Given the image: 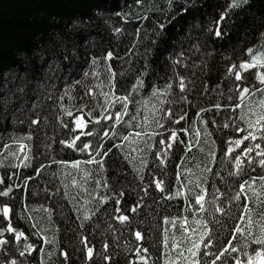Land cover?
Returning <instances> with one entry per match:
<instances>
[{"label": "trees", "instance_id": "16d2710c", "mask_svg": "<svg viewBox=\"0 0 264 264\" xmlns=\"http://www.w3.org/2000/svg\"><path fill=\"white\" fill-rule=\"evenodd\" d=\"M229 3L230 0H172L169 6L168 0H0V179L4 181L0 189L13 188L8 197H0V204L11 206L13 226L27 237L18 244L13 240L0 245V264H12L13 260L17 264H64L62 252L69 254L67 264H143L137 259V248L147 264H164L165 252L176 254L171 248L173 235L177 242L182 235L191 236V229L197 227L194 219L209 222L212 253L218 255V248L222 251L230 247L229 241L238 249L225 254L216 264L224 260L235 264L234 257L246 260L239 250L243 241L248 240L250 252L257 246L248 231L241 235L235 233V228L248 229L250 215L254 222L251 232L259 235V227L264 224L259 213L264 212V204L253 198L248 201L252 212L244 214L241 201L232 197L245 181L258 189L264 168L245 164V173L236 174L233 154L227 151L228 142L243 135L234 131V122L241 128L245 126L237 120L239 109L233 114L229 107L233 103L228 99L233 95L229 89L240 82L228 76L227 69L234 62L248 59L246 50L264 40V0H241L239 8L228 11L220 24L222 35L217 37L214 23ZM116 28L120 32H115ZM107 51L114 53L113 59L101 60L99 67L91 65L93 56L100 57ZM107 64L116 74V88L108 85ZM85 72L89 73L87 77ZM138 78L144 85L134 91L132 85ZM181 78L185 84L183 93L179 88ZM167 84L172 88L169 94L160 96L164 101L161 105L152 96V89L162 91ZM85 85L91 89L90 95ZM66 91L69 95H64ZM113 92L116 96H131L128 113L119 123L114 112L120 109V101L114 100L115 106L108 107L105 115L109 119L101 115L103 93L112 98ZM181 96H186L187 101L180 100ZM259 98L250 97L247 103L251 105ZM217 103L220 109L214 107ZM61 104L72 110L73 117L83 115L86 122L92 110L100 124L86 123L84 129L72 132L73 117L62 113ZM153 106L171 109L176 113L174 119L186 112L185 119L176 124L168 120L164 111H158L155 118L164 117V127L160 128L153 119ZM80 108L82 112L77 111ZM201 108L206 111L201 112ZM34 119L39 123L32 124ZM61 120L69 122V127L65 128ZM225 124L229 127L225 128ZM169 128L177 131L190 150L172 140L168 141L171 149L157 143L170 135ZM92 129L99 135H81L76 142L80 146L81 141L90 143L83 153L59 143ZM103 130H107L108 138L102 139ZM137 132L142 136L136 137ZM29 135L31 139H27ZM19 143L27 147L20 150ZM100 144L111 148L108 156L98 155V151H104ZM261 146L264 148V141ZM134 148L142 151H133ZM239 152L235 148V153ZM210 153L215 154L214 158ZM125 154L132 158L131 162L124 158ZM251 156L259 160L255 151ZM92 158L105 162L103 172L96 163H86ZM73 160L81 162L79 169L72 167ZM133 167L140 170L139 175ZM85 173L90 175L85 178ZM150 178L163 180L168 190L161 192L154 183L149 185ZM105 182L109 187H104ZM113 188L124 195L117 197ZM201 188L206 192L203 211L195 205ZM178 190L183 195L175 196ZM103 196L109 200L101 202ZM116 198L121 200V212L129 216L126 222L116 219L121 214L114 212ZM260 199L264 200V196ZM133 207L135 212L131 211ZM216 208L224 211L217 212ZM242 214L243 220L239 218ZM184 218L187 233L181 229ZM136 231L142 234L139 241ZM85 237L94 248L92 261L87 260L81 243ZM8 238L7 233L0 236ZM25 243L33 244L36 250L21 256ZM105 243L109 245L110 262L102 259ZM182 246L186 247L187 241ZM201 259L211 264L214 257Z\"/></svg>", "mask_w": 264, "mask_h": 264}, {"label": "snow or ice", "instance_id": "6c2138e0", "mask_svg": "<svg viewBox=\"0 0 264 264\" xmlns=\"http://www.w3.org/2000/svg\"><path fill=\"white\" fill-rule=\"evenodd\" d=\"M137 3L140 2V0H136ZM244 2H247V0H244ZM172 0H168L169 6H171ZM241 6V0H230V3L225 8L224 12L221 13L219 20L217 21V28H216V36L220 37L222 35L220 24L225 20V17L228 14V11L230 9L239 8ZM117 15H120L117 13ZM78 23V22H74ZM107 23V21H105ZM161 28L164 27V25H160ZM115 32H120L119 28L115 29ZM264 36V33L261 34ZM248 59H241L238 63H232L228 69H227V75L228 76H234L235 81H238L240 83L234 84L233 88L229 89L230 93H233V95L229 96V100L233 101L229 107L232 108L233 114H235L236 110L239 109V115L237 117V120L239 122H242L245 126L241 128L239 126V123L234 122V131L243 133V135L240 138L232 139L228 142V153L233 154V161H234V167L237 170L236 174H244L245 168L244 165L247 164L249 167H252L254 164H258L261 168H264V148L261 146V141H264V40H262L257 46L253 48H248L246 50ZM114 57V53L112 51H107L106 53L102 54L100 57L93 56L91 60V65H95L97 67L100 66L101 60H111ZM174 63H179V61H174ZM255 70L254 72H251L250 70ZM105 72L107 73L106 79L108 80V85L111 88H116V84L114 83L115 78V72L113 71L112 65L107 64L105 65ZM242 73H248L247 75H242ZM89 75L88 72L84 73V76L87 77ZM93 75L99 76L100 74L98 72H94ZM251 77V78H250ZM75 83L79 84L81 81H75ZM144 81L141 79H137L136 83L132 85L133 90H137L138 87H143ZM103 86V83L100 85ZM87 88L86 94H91V89L88 88L87 85H85ZM172 88L171 84H167L166 87L161 91L160 89L153 88L152 89V96L157 98L159 100L160 104L163 105L164 101L160 99L161 95H167L169 94V90ZM179 88L181 93L185 91V84L183 82V78H181V81L179 83ZM64 95H69V93L66 91ZM105 97V104L101 105V107L104 109V112H101V115L104 117L105 120L109 119L110 117L105 115V112L107 111L108 107H114V100L120 101V109L116 110L114 112V116L116 119V123H119L122 119L123 115H126L128 113V104L131 102V96L130 95H123V96H116L113 92L111 94L112 98L109 97V93H103ZM259 95V99L255 101L253 104L249 105L247 103V100L250 97ZM235 97V99H234ZM64 96H61L60 99L63 100ZM72 97H70L71 99ZM51 99V97H49ZM180 100L187 101L186 96H181ZM5 103H7V100H5ZM62 109V113L68 117H73V112L71 109L65 107L63 104L60 105ZM84 107H87V105H84ZM214 107L216 109H220L221 105L219 103L215 104ZM78 112H82V108L77 109ZM158 111H164L167 115V118L169 121L179 124L180 121L185 119L186 112L183 115L179 116V119H174L176 113L172 112L171 109H156L155 106H153V119L156 125L160 128L164 127V124L161 123V120L164 119L163 116H161L159 119L155 118V113ZM201 112L206 111L205 109L201 108ZM91 119L86 122L83 115H77L73 117V122L75 124V128L71 129L72 132H75L76 129H84L86 127V123H94V124H100V120L92 116V110H89L87 113ZM59 118V117H58ZM135 119V117H133ZM215 121H213L214 123ZM32 124H38L39 120L34 119L31 121ZM148 119L145 118V124L147 125ZM61 124L65 127H69V122H65L61 120ZM225 128L229 127L228 124L224 125ZM168 131L170 132L169 136H166L162 139H159L157 141L158 144L165 145L167 148L171 149L172 144L168 143L169 140L174 141L177 146L179 145H185V148H189V145L185 144V141H183L178 135L177 131L174 129L169 128ZM181 132H184L185 129L183 127L180 128ZM93 136V135H99V132L96 129L89 130L87 132H81L79 135H75L73 138L69 140H60L59 143L66 145L69 148H73L76 151H79L83 153L86 149H89L90 143L81 141V145H77V141L80 140V136ZM196 135H199V132H196ZM136 137H141L142 133L137 132L135 133ZM108 138V132L107 130H103V137ZM27 139H31V135L27 137ZM124 140H129V137H124ZM250 141V142H249ZM198 142V141H197ZM249 142V143H245ZM255 142V143H252ZM132 143H137V141L133 140ZM213 143H215L213 141ZM244 145L241 147V145ZM4 147H8L7 144L4 145ZM27 146L23 143H19L20 150H23ZM149 148L152 147V145H148ZM99 148H104L103 152L98 151V155L101 156H108L109 152L111 151V148H105L103 144L99 145ZM235 148H239L240 152L235 153ZM133 151H142L141 149H132ZM190 150V148H189ZM255 151L256 157H259V160L257 161L255 158L251 156V153ZM11 155L15 156V153H11ZM210 155L214 158V153H210ZM157 156H159V153H157ZM242 157H244L242 159ZM27 158V157H26ZM126 160H129L131 162V157L128 154H125L124 157ZM164 161L161 160V163ZM62 163L67 164V161H62ZM79 160H73L72 161V167L79 169L80 165ZM87 164H93L96 163L99 165V170L101 172L104 171V161H98L94 158L88 159L86 161ZM142 164H144V161H141ZM2 166V165H0ZM15 167L16 165H12ZM133 170L137 172L139 175L140 170L133 167ZM208 170V169H206ZM254 170V169H253ZM38 171V170H37ZM90 175L89 173H85V178ZM30 178V177H29ZM179 179V177H177ZM253 180L255 178H252ZM141 182H143L144 178L143 176H140ZM260 185L257 189L256 187H253L252 184L249 183V181H245L244 183L239 184V192L236 193L232 199L241 201L240 207L243 208L244 214H249L252 212V209L249 207L248 201L255 198L256 202L258 204H264V200H261L260 197L264 196V175L259 177ZM4 181L0 179V184H3ZM155 184V188L160 190L161 192L166 191L168 189H165L163 187L164 181L163 180H153L149 179L148 184ZM72 184L75 186L77 184V181L75 178L72 180ZM97 187L100 186V181L96 182ZM197 187H200L199 184L196 185ZM104 187H109L108 183H104ZM13 188L12 186H6L4 189H0V197H8L10 193H12ZM112 191L116 193L117 197H121L124 195L123 191H118L117 189L113 188ZM249 192L251 193V196L249 195ZM147 194V193H145ZM183 193L178 190L175 193V196H181ZM205 189L201 188L200 192L196 194L195 196V205H198L200 210H204L205 206ZM108 196L101 197V202L108 201ZM114 205V212L115 213H121L116 217L120 222H126L129 220V216L123 214L121 212V207L119 205L121 204V200L119 198L114 199L113 201ZM139 204H137V207ZM99 210V209H98ZM13 209L8 203H2L0 204V213H2L3 220L0 221V224L7 222L4 224L3 228H0V236H3L4 233L9 234L8 239H0V245H8L12 243L14 240L17 244L21 241V238L25 236V233L23 231H20L18 228L13 226V223L10 219V213H12ZM131 211L135 212L136 208L133 207ZM215 211L222 212L224 211L222 208H216ZM242 214L239 218L241 220L245 219V215ZM260 219L264 221V212L259 213ZM87 213H85V219H88ZM176 218H172V223L175 225ZM168 218H165V223H168ZM187 222V218H184L181 221V229L182 233L189 232V228L185 226ZM218 222V221H217ZM193 223L197 226L196 228L191 229L192 235L191 236H183L181 238L180 242H177L176 237L173 235L172 237V244L171 248L176 251L175 256H172L171 253L165 252L164 253V264H209L207 260H202L201 257H208L209 255H212L214 259L211 261V264H216V261L221 260L222 257L225 256V254L231 252L236 253L238 251L237 247L231 246V241L227 242L230 247H224L221 251L219 248L217 251L219 254L211 252V247L213 246L212 241V230L209 227V222L205 221L203 219H194ZM247 224L249 225V228L246 230H242L239 226L235 228V233L243 235L244 231H248L249 236L253 237L254 244L257 246L253 249L252 252L248 251L249 243L248 240L245 239L243 243L240 245V251L243 253V256L246 258L241 259L239 257H234L235 264H264V224L260 225L259 227V235H254L251 232V227L254 226V222L251 219V216L249 215L247 219ZM83 226V225H81ZM35 227V225H33ZM136 240L142 239V234L140 231L135 232ZM184 241H187V246L183 247ZM45 243H50L47 239H45ZM81 243L84 244V252L86 255V258L88 261H92L94 257V248L92 246H89L87 242V238L85 237L84 240L81 241ZM164 246L167 249L168 248V236L165 235L164 238ZM203 246V247H202ZM24 251L20 252L21 256L25 255V252H28L31 254L33 251H35V247L33 244L25 243L23 245ZM109 245L103 244L104 252L101 254L102 259L104 261L110 262L112 257L107 254V249ZM39 251H43V249H39ZM140 248L136 249L137 252V259L143 264H147V260L145 259V256L140 255ZM144 252H147V249H143ZM64 256V264H67L69 260V254L66 252L61 253ZM12 264H17V261L13 260ZM43 264V262H41ZM222 264H230V261L224 260L222 261Z\"/></svg>", "mask_w": 264, "mask_h": 264}, {"label": "rangeland", "instance_id": "374dc122", "mask_svg": "<svg viewBox=\"0 0 264 264\" xmlns=\"http://www.w3.org/2000/svg\"><path fill=\"white\" fill-rule=\"evenodd\" d=\"M216 28H217V22L214 23V30H213L214 33H216Z\"/></svg>", "mask_w": 264, "mask_h": 264}]
</instances>
